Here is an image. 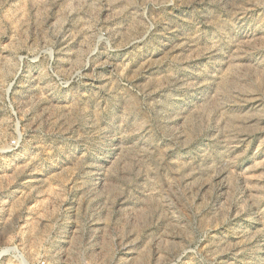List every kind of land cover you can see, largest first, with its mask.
Instances as JSON below:
<instances>
[{
  "label": "rangeland",
  "instance_id": "rangeland-1",
  "mask_svg": "<svg viewBox=\"0 0 264 264\" xmlns=\"http://www.w3.org/2000/svg\"><path fill=\"white\" fill-rule=\"evenodd\" d=\"M0 264H264V0H0Z\"/></svg>",
  "mask_w": 264,
  "mask_h": 264
}]
</instances>
